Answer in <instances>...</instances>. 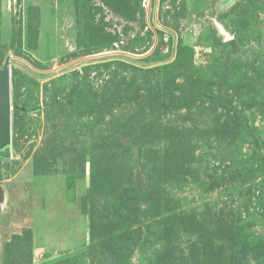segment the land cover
Masks as SVG:
<instances>
[{"label":"rangeland","instance_id":"obj_1","mask_svg":"<svg viewBox=\"0 0 264 264\" xmlns=\"http://www.w3.org/2000/svg\"><path fill=\"white\" fill-rule=\"evenodd\" d=\"M6 63L0 264H264V0H0Z\"/></svg>","mask_w":264,"mask_h":264},{"label":"water","instance_id":"obj_2","mask_svg":"<svg viewBox=\"0 0 264 264\" xmlns=\"http://www.w3.org/2000/svg\"><path fill=\"white\" fill-rule=\"evenodd\" d=\"M11 142V102H10V68L6 63L0 65V158L10 157ZM5 193L0 184V204L4 202Z\"/></svg>","mask_w":264,"mask_h":264},{"label":"bare ground","instance_id":"obj_3","mask_svg":"<svg viewBox=\"0 0 264 264\" xmlns=\"http://www.w3.org/2000/svg\"><path fill=\"white\" fill-rule=\"evenodd\" d=\"M227 36V35H226Z\"/></svg>","mask_w":264,"mask_h":264}]
</instances>
